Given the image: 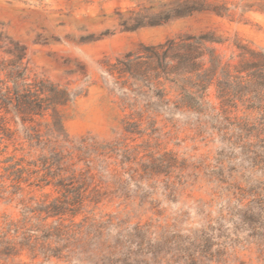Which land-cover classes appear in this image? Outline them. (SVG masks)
Here are the masks:
<instances>
[{"label": "trees", "instance_id": "obj_1", "mask_svg": "<svg viewBox=\"0 0 264 264\" xmlns=\"http://www.w3.org/2000/svg\"><path fill=\"white\" fill-rule=\"evenodd\" d=\"M221 43L211 33L168 39L127 54L108 71L126 107L141 104L148 113H191L219 145L209 177L218 193L229 199L219 218L187 241L174 232L156 239L155 248L179 240L175 251L180 261L175 264H227L232 247L219 243L223 221L233 231L229 241L254 246L264 264V51L237 43L242 53L232 65L213 46ZM210 87L215 89L216 105L207 100ZM70 102L66 89L31 77L25 48L0 32V199L10 202L25 190L40 192L36 203L20 201L22 213L43 215V221L56 218V226L24 225L20 240L25 246L40 245L47 260L69 249V240H74L64 218L82 215L80 241L104 250L97 262L80 256V264H143L151 253L152 229L159 226L151 219L131 226L106 224L94 220L90 211L112 201L118 190H139L154 177L169 175L174 155L148 150L146 161L123 143L103 145L90 135L74 142L62 113ZM238 109L240 116L232 113ZM141 124L142 115L132 114L123 122L124 135L142 136ZM111 162L123 175L109 169ZM138 162L141 176L132 167ZM107 174L114 181H105ZM46 188L56 196L50 198ZM6 243L3 248L9 252L4 255L15 256V244Z\"/></svg>", "mask_w": 264, "mask_h": 264}, {"label": "rangeland", "instance_id": "obj_2", "mask_svg": "<svg viewBox=\"0 0 264 264\" xmlns=\"http://www.w3.org/2000/svg\"><path fill=\"white\" fill-rule=\"evenodd\" d=\"M0 32L25 48L31 77L47 79L68 91L71 102L62 113L64 127L74 142L90 135L103 145L123 143L138 150V158L145 156L146 161L148 150L174 155L169 175L154 177L139 190H118L112 201L90 212L94 220L112 225L153 220L159 227L152 229L151 253L143 264L179 262L175 251L179 240L156 248L155 241L165 232L186 240L219 218L220 208L229 199L218 193L209 177L219 145L191 113H148L141 104L126 107L108 71L117 60L144 46L205 33L222 42L213 46L234 65L242 53L237 43L264 51V0H0ZM207 94V100L216 105L214 87ZM136 112L142 115L145 131L142 136H125L123 122ZM232 113L242 114L240 109ZM141 165H132L138 175ZM109 169L123 175L113 163ZM104 179L114 181L108 174ZM27 192L14 201L0 199V239H6L4 243L0 240V264H80V256L97 262L104 247L96 250L91 243L80 241L82 215L64 218L63 225L74 240H69L70 248L58 257L47 260L40 245L25 246L20 240L24 225L56 226V218L43 221V215L22 213L21 200H40V192ZM44 192L50 198L56 196L50 188ZM221 226L224 237L219 243L232 247L225 257L227 264H260L254 246L233 244L229 241L233 238L230 224L223 221ZM6 242L15 244L11 250L15 256L4 255L9 252L3 248Z\"/></svg>", "mask_w": 264, "mask_h": 264}]
</instances>
